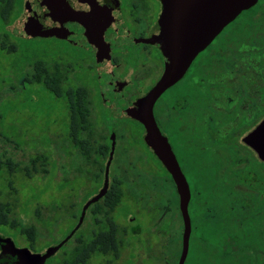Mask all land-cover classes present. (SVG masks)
<instances>
[{"label": "flooded vegetation", "instance_id": "obj_1", "mask_svg": "<svg viewBox=\"0 0 264 264\" xmlns=\"http://www.w3.org/2000/svg\"><path fill=\"white\" fill-rule=\"evenodd\" d=\"M66 2L76 13V30L82 44L56 38L80 51L84 55L81 61L89 59L91 71L95 73L93 90L100 106L105 109L99 118V127L91 128L80 137L72 175L60 178V183L65 185L71 178L74 180L77 205L73 214L75 229L66 241L73 239L74 262L142 264L146 261V248L152 244L153 252L149 251L147 258L165 263L176 261L177 264L184 224L176 185L146 144L144 125L129 112L134 103L160 80L168 62L161 38L163 0ZM0 3H6L10 8L14 5L10 12L14 19L6 27L10 33L8 27L23 17L26 8L28 16L37 18L44 27L57 24L46 15L47 9L40 4V0H0ZM1 33L7 35L6 31ZM152 111L156 125L170 144L189 186L187 211L191 231L188 255L194 222L197 226L193 215L194 202L197 197H203L196 190V183L202 179L210 184L218 182L221 176L219 168L240 146L259 160L243 137L264 118V0H257L227 23L188 62L181 76L160 93ZM132 123L141 126L140 137L137 136L140 142H135ZM112 142L114 150L106 191L97 201L89 204L82 215L85 203L104 185ZM134 145H138L139 149ZM134 151H139L140 155L133 156L131 152ZM215 152L222 154L216 155ZM147 157L153 158L156 169L149 163L144 164ZM122 159H126L129 165L132 163L133 167L143 164L152 170L157 179L155 190L144 185L141 180L145 177H129L127 168L120 166ZM241 161L243 157L235 155L233 162ZM209 168L217 171L214 179H211ZM49 169L45 178L54 180L55 176H50ZM225 173H222L225 181L233 183L234 180ZM12 177L5 182L4 188H0V264H23L19 250L43 254L49 246L62 240L39 247L37 236L33 241L19 232L15 222L16 186ZM151 190L156 195L153 219L155 240L152 241L146 234L145 219V201L150 197ZM218 206L217 210L223 212L224 206ZM3 209L10 215L9 220L4 218L1 221ZM177 226L181 228V238L180 252L176 257L170 251L172 244L177 242ZM61 247L45 259V264H49ZM69 252H63L52 264H66L71 257Z\"/></svg>", "mask_w": 264, "mask_h": 264}, {"label": "rangeland", "instance_id": "obj_2", "mask_svg": "<svg viewBox=\"0 0 264 264\" xmlns=\"http://www.w3.org/2000/svg\"><path fill=\"white\" fill-rule=\"evenodd\" d=\"M18 20L8 27L12 33L6 30L7 35H4L1 33L4 31V25L0 18V159L3 158L1 155L5 151V156H10L14 163L12 178L16 186L15 217L21 225L33 224L38 229L37 244L42 247L63 239L73 230V214L77 208L74 180L71 178L65 185V183H60V178L72 175L77 148L71 144L67 135L66 101L63 97L55 96L42 84L30 81L34 61L40 59L49 67L56 63L60 64L66 70H70L65 86H85L87 88L92 128L99 127L101 124L99 118L105 109L100 106V100L93 90L95 73L91 71L89 59L81 61L84 55L80 51L56 37L19 35L17 33ZM131 127L136 133L135 142H140L137 136L140 135L141 126L132 123ZM134 146L139 149L138 145ZM224 152L227 153V150ZM131 153L135 157L140 155L139 151ZM36 154L48 157L50 176H55L54 180H47L43 173L27 178L19 172L18 168L28 165L29 159ZM215 154L221 155L222 152H215ZM235 155L237 158L243 157V161L233 162ZM254 158L253 153L247 152L243 146L236 148L233 155L219 168L221 183L216 182L214 187L219 188L222 183L231 184L233 189L241 194L263 197L264 162ZM146 163L156 169L153 158L147 157L144 164ZM120 166L122 169L127 168L129 177H145L141 180L145 182L144 185L148 188L151 186L155 190L157 179L154 175H148V169L143 164L133 167L132 163L129 165L126 159H122ZM258 171L261 172L260 177L257 174ZM224 172L228 178L234 180L233 183L225 181L222 177ZM7 180L6 170L1 169L0 188L5 187ZM196 185L200 188L204 185L211 186L210 182L203 179ZM149 192L150 197L145 198V219L146 234L152 241L155 240L153 219L156 195L155 191ZM219 193L220 191L216 190L215 195ZM194 205L193 215L198 227L194 222L185 264H197L206 262L207 259L210 260L212 256H215V245L219 241L218 226H215L220 220L215 210L219 202L214 198L197 197ZM237 206L239 207L240 203H237ZM180 230V226H177L175 235L177 242L172 244L170 251H173L172 254L174 253L176 257L180 252ZM72 244L73 239L71 238L50 259L49 264H52L63 252L67 254ZM149 251L153 252L152 244L146 248V261L142 264H173L147 258Z\"/></svg>", "mask_w": 264, "mask_h": 264}, {"label": "water", "instance_id": "obj_3", "mask_svg": "<svg viewBox=\"0 0 264 264\" xmlns=\"http://www.w3.org/2000/svg\"><path fill=\"white\" fill-rule=\"evenodd\" d=\"M257 0H163L160 22L163 51L168 58L160 80L130 108V114L145 127L144 140L162 162L171 175L179 196V209L183 219L182 249L177 264H184L188 252V240L191 231L187 205L190 190L187 180L180 169L175 155L165 136L159 131L154 116L153 104L160 93L171 85L183 73L188 62L202 50L230 21L241 11L251 7ZM47 9L46 15L53 22L44 27L37 18H30L25 9L18 22L17 33L24 37H51L67 39L71 43H80L76 30V13L66 0H40ZM82 44V43H80ZM85 45V43L83 44ZM86 46V45H85ZM243 141L251 146L259 160L264 162V118L246 136ZM114 142L111 144L109 158L105 167V182L102 189L89 199L82 210L97 201L106 191L109 164L112 159ZM81 215V217H82ZM75 229V228H74ZM68 233L58 244L49 246L43 254L19 250L23 264H45V259L58 250L73 234Z\"/></svg>", "mask_w": 264, "mask_h": 264}, {"label": "trees", "instance_id": "obj_4", "mask_svg": "<svg viewBox=\"0 0 264 264\" xmlns=\"http://www.w3.org/2000/svg\"><path fill=\"white\" fill-rule=\"evenodd\" d=\"M8 7L9 5L6 3H0V18L4 25V31L14 19L10 13L14 5L12 8L9 7L10 9ZM6 16L8 17L6 18ZM69 72V69L66 70L60 64L56 63L49 67L38 59L33 63L30 81L42 84L55 96L63 97L66 101L68 109L67 135L71 144L76 147L80 142V137H83L92 128L91 107L89 93L85 86H65ZM5 153L4 151L1 155L4 160L0 159V169H5L8 179H10L14 163L10 156H5ZM48 169V160L45 155L41 154L31 157L28 165L18 168L19 172L27 178H32L38 173L45 174ZM209 170H211V179H214L217 176V171L215 172L211 168ZM147 173L154 175L152 170H147ZM257 174L260 177L261 172L258 171ZM212 183L211 186L204 185L201 188L196 185V190L203 197L211 196L224 206L223 212L218 211V205L215 207L217 216L220 218L223 216V220L217 221L215 225L218 226L219 235V241L215 245V256H212L210 260L207 259L206 262L197 264H264V196L238 193L231 184L222 183L219 188H216L214 187L216 182ZM200 185L202 186V183ZM216 190L220 191L219 195H215ZM237 203H240L239 207ZM7 209H9V205H7ZM4 218L9 220L10 215L6 214L3 209L1 221ZM15 222L20 227L21 234L35 240L39 231L33 224L23 226L17 218ZM203 240L205 241V239ZM69 253H71V257L67 259L66 264H75L73 246ZM173 264H176V261Z\"/></svg>", "mask_w": 264, "mask_h": 264}]
</instances>
